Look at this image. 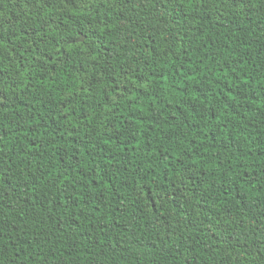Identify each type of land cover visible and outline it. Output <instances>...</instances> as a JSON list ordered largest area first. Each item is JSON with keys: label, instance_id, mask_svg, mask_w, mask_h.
I'll return each instance as SVG.
<instances>
[{"label": "trees", "instance_id": "obj_1", "mask_svg": "<svg viewBox=\"0 0 264 264\" xmlns=\"http://www.w3.org/2000/svg\"><path fill=\"white\" fill-rule=\"evenodd\" d=\"M0 264H264V0H0Z\"/></svg>", "mask_w": 264, "mask_h": 264}, {"label": "water", "instance_id": "obj_2", "mask_svg": "<svg viewBox=\"0 0 264 264\" xmlns=\"http://www.w3.org/2000/svg\"><path fill=\"white\" fill-rule=\"evenodd\" d=\"M79 41H83V39H80Z\"/></svg>", "mask_w": 264, "mask_h": 264}]
</instances>
